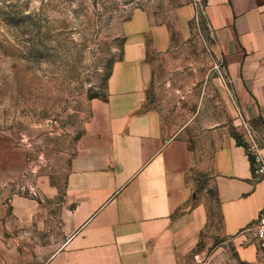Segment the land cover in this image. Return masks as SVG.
<instances>
[{"label":"crops","instance_id":"crops-1","mask_svg":"<svg viewBox=\"0 0 264 264\" xmlns=\"http://www.w3.org/2000/svg\"><path fill=\"white\" fill-rule=\"evenodd\" d=\"M198 14L229 84L211 125L170 116L152 99L157 59L190 35ZM123 32L61 192L51 203L0 199V264H264L255 232L264 180L231 126L246 142L244 126L264 137V0H184L164 14L138 7Z\"/></svg>","mask_w":264,"mask_h":264},{"label":"rangeland","instance_id":"rangeland-1","mask_svg":"<svg viewBox=\"0 0 264 264\" xmlns=\"http://www.w3.org/2000/svg\"><path fill=\"white\" fill-rule=\"evenodd\" d=\"M183 1L0 0V199L54 201L92 115V101L106 95L111 65L122 53L124 21L135 8L164 14ZM157 60L152 99L162 109L170 116L177 111L187 119L200 116L208 125L222 117V91L229 84L201 14L190 35L177 37ZM231 120L232 132L247 145ZM248 129L261 132L257 125L242 130ZM207 199L209 233L216 235L220 217L214 189Z\"/></svg>","mask_w":264,"mask_h":264},{"label":"built area","instance_id":"built-area-1","mask_svg":"<svg viewBox=\"0 0 264 264\" xmlns=\"http://www.w3.org/2000/svg\"><path fill=\"white\" fill-rule=\"evenodd\" d=\"M199 15H197L196 22L199 21ZM247 140V153L252 161L254 173L264 180V137H260L256 132L248 129ZM255 232L258 241V249L261 258L264 260V206L260 210V213L256 219Z\"/></svg>","mask_w":264,"mask_h":264}]
</instances>
